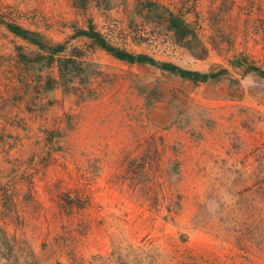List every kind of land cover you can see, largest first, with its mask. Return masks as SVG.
Listing matches in <instances>:
<instances>
[{
	"label": "rangeland",
	"instance_id": "1",
	"mask_svg": "<svg viewBox=\"0 0 264 264\" xmlns=\"http://www.w3.org/2000/svg\"><path fill=\"white\" fill-rule=\"evenodd\" d=\"M0 19L48 46L0 23V264H264V0H0ZM90 26L227 72L119 60Z\"/></svg>",
	"mask_w": 264,
	"mask_h": 264
},
{
	"label": "trees",
	"instance_id": "2",
	"mask_svg": "<svg viewBox=\"0 0 264 264\" xmlns=\"http://www.w3.org/2000/svg\"><path fill=\"white\" fill-rule=\"evenodd\" d=\"M0 23H3L10 32L21 37L22 39L30 43L36 44L40 46L42 49L43 48L47 49L48 46H46L44 40L40 37V35L37 32H33L21 26L20 24L8 22V21L1 20V19H0ZM172 25H173V28L178 32H181L183 29L181 20L178 18H175L172 20ZM74 35L75 36H86L92 39V41L95 44L99 45L102 49H104L109 54L113 55L119 60L126 61L129 63H139V64H146V65L154 66L161 70L167 71L173 75H176V76H179L185 79H190L194 82H208L210 80H217V79H220L221 75L227 72V69H221L215 72H202L199 70H191V69L184 68L173 62H170V61L158 60L149 54L132 53L130 51L121 49L117 46L110 44L104 38V36L100 32H98L93 26H90L88 29H83V28L77 29ZM185 35L186 33L183 32L182 37ZM63 49H64V44H57V45L50 46V48H48V51L50 53L48 57L54 60V56L58 52L62 51ZM70 61H71L70 58H59L58 59V65H59L62 77L68 76L66 72H69L68 66H69ZM248 69L250 71H254L259 76L264 77V68L255 66V65H249Z\"/></svg>",
	"mask_w": 264,
	"mask_h": 264
}]
</instances>
